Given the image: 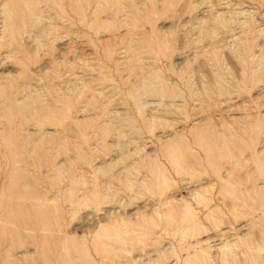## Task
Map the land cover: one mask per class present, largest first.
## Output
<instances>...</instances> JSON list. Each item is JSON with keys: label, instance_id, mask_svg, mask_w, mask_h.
<instances>
[{"label": "rangeland", "instance_id": "1", "mask_svg": "<svg viewBox=\"0 0 264 264\" xmlns=\"http://www.w3.org/2000/svg\"><path fill=\"white\" fill-rule=\"evenodd\" d=\"M0 264H264V0H0Z\"/></svg>", "mask_w": 264, "mask_h": 264}]
</instances>
